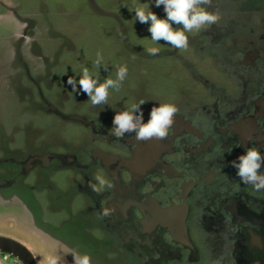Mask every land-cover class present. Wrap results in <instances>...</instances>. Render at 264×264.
<instances>
[{
    "label": "flooded vegetation",
    "instance_id": "1",
    "mask_svg": "<svg viewBox=\"0 0 264 264\" xmlns=\"http://www.w3.org/2000/svg\"><path fill=\"white\" fill-rule=\"evenodd\" d=\"M208 10L219 14L216 24L189 33L186 51L160 54L187 76L174 101L137 102L145 101L144 122L160 103L179 108L166 140L116 138L112 121L124 110L71 102L52 88L46 59L38 79L23 64L33 86L19 87L17 100L78 126L82 137L55 145L41 133L0 137V213L24 209L38 239L100 263L264 264V191L241 183L232 165L248 147L264 154V0H212ZM157 12L165 14L162 5ZM97 175L113 187L94 192ZM107 197L115 211L101 218Z\"/></svg>",
    "mask_w": 264,
    "mask_h": 264
},
{
    "label": "rangeland",
    "instance_id": "2",
    "mask_svg": "<svg viewBox=\"0 0 264 264\" xmlns=\"http://www.w3.org/2000/svg\"><path fill=\"white\" fill-rule=\"evenodd\" d=\"M138 3L149 4L151 11H157L155 0H0V125L4 127L0 137L7 135L9 140L13 137L24 140L34 133H41L54 145L59 142V137H82L78 126L36 113L35 105H28L27 98L17 100L19 87L33 86L25 75L23 64L26 63L38 79L44 76L38 72L42 59L48 61L46 67L52 68V88L55 92H67L74 103L78 97L84 99L85 106L91 104L87 94L79 90V85L76 92L72 91L68 77L78 81L82 69L87 67L94 74L98 72L99 80L103 82L107 78L115 79L118 66L124 64L128 68L127 77L119 91L109 90L107 103L126 110L142 95L173 102L178 87L187 83V76L176 60L160 55L164 50L172 49L171 45L163 40L159 44L153 43L149 24L140 23L135 18V11H129ZM155 14L165 18L161 12ZM147 47H158L160 52L156 56L148 55ZM97 52L102 53L106 64L99 69L94 67ZM18 54L24 61L21 66L14 58ZM32 230L31 216L26 210L7 205L5 212L0 213V236L27 246L36 254L37 264H45L43 257L59 249L48 240L38 239ZM60 251V264H74L71 254ZM212 258L207 255V262ZM95 259L92 264H108L100 263L98 256ZM113 262L109 264H118L117 258Z\"/></svg>",
    "mask_w": 264,
    "mask_h": 264
},
{
    "label": "clouds",
    "instance_id": "3",
    "mask_svg": "<svg viewBox=\"0 0 264 264\" xmlns=\"http://www.w3.org/2000/svg\"><path fill=\"white\" fill-rule=\"evenodd\" d=\"M163 6L166 14L165 18L158 17L151 11L149 4H135L129 11H135V18L142 24H149L148 31L151 34L153 43L163 40L166 44L179 51H186L189 47V33L216 24L220 17L216 12L208 10L212 5V0H155V6ZM177 25L178 27H173ZM148 55L156 56L160 52L158 47H147ZM135 58V57H133ZM104 64V57L101 52L96 53L94 67L99 69ZM128 74L127 65H120L116 71V78H107L103 82L99 80V73L90 72L87 67L82 69L80 79L68 77L67 83L72 86V91L79 90L88 96L92 106L105 105L108 102L109 90L119 91L123 81ZM145 101L133 103L124 111L117 112L113 118V127L110 134L116 138H123L126 134H134L137 141L147 142L149 140H166L175 124L176 114L179 108L173 103H160L159 106L151 108L150 117L144 122L143 111L140 106ZM228 151H231L229 149ZM237 169V176L241 183L251 185L256 191H264V154L257 147H248L246 154L238 157V162H232ZM97 183H89V187L101 194L105 187H113L104 177L97 175ZM99 185V186H98ZM110 197L101 201V218L110 217L115 209L108 206ZM70 253L73 256L74 264H92L91 256L87 253L81 254L75 249L63 251V254ZM36 254L33 255V258ZM45 264H60L62 254L60 250H52L44 258Z\"/></svg>",
    "mask_w": 264,
    "mask_h": 264
},
{
    "label": "water",
    "instance_id": "4",
    "mask_svg": "<svg viewBox=\"0 0 264 264\" xmlns=\"http://www.w3.org/2000/svg\"><path fill=\"white\" fill-rule=\"evenodd\" d=\"M66 119L79 120L76 117H68ZM0 250L18 258L23 264H37L36 257L33 258L34 254L32 251L27 246L11 238L0 236Z\"/></svg>",
    "mask_w": 264,
    "mask_h": 264
},
{
    "label": "built area",
    "instance_id": "5",
    "mask_svg": "<svg viewBox=\"0 0 264 264\" xmlns=\"http://www.w3.org/2000/svg\"><path fill=\"white\" fill-rule=\"evenodd\" d=\"M0 264H23L18 258L0 250Z\"/></svg>",
    "mask_w": 264,
    "mask_h": 264
}]
</instances>
